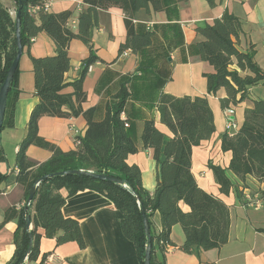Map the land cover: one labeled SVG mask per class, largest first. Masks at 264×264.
<instances>
[{
	"label": "trees",
	"instance_id": "trees-1",
	"mask_svg": "<svg viewBox=\"0 0 264 264\" xmlns=\"http://www.w3.org/2000/svg\"><path fill=\"white\" fill-rule=\"evenodd\" d=\"M11 1L15 10L21 4L22 47L28 50L32 39L43 33L54 44L55 54L31 58L34 94L38 102L30 112L26 134L15 154L14 165L17 169L15 182L23 188L24 202L32 190L34 194L28 206L24 203L4 213L1 225L10 221L16 224L13 235L15 250L7 264H24L25 260L27 264H44L48 254H40L42 238L54 240L56 246L74 242L83 249L84 241L78 223L64 217L61 209L67 198L85 190L102 195L120 212L121 232L134 245L138 264H143L148 239L143 229L142 211L150 229V264L155 262L156 246L163 257L168 247H175L170 234L176 225L184 234V242L178 247L180 251L196 255L199 251L222 248L228 241L229 208L219 198L201 190L190 171L192 148L214 133L213 115L206 97H174L157 92L154 109L159 115V123L172 137L167 138L156 128L153 117L143 122L139 138L143 149L151 150L156 166L153 193L143 188L139 168L126 163L127 157L136 154L137 149L130 120L121 116L126 102L132 97L130 83L136 75L124 77L118 92L107 102L101 121L94 119V107L87 110L81 107L86 101L83 81L89 67L99 61L92 43L98 12L112 8L122 11L126 37L118 48V55L130 51L138 56L136 73L147 74L154 69L150 52L155 32L150 29L138 31L133 23L134 16L140 10L148 14L170 12L172 0H82L85 7L76 16V32L68 26V21L74 16L72 11H40L31 16L28 8L41 4L40 0ZM204 1L210 8L216 6L215 0ZM178 2L185 3L187 0ZM14 18L0 4V85L16 54ZM195 33L200 37L195 44L196 54L214 70L203 75L207 95L215 96L220 89H224L225 97L219 99L222 110L238 106L249 99L252 87L264 85V71L254 62L253 46L246 51L239 49L242 34L239 18L225 10L211 25L197 27ZM73 40L84 44L89 56L83 60L78 78L66 83L64 74L70 69L68 47ZM17 76L18 67L7 95L5 115L11 101L17 98ZM68 87L72 88V92L63 93ZM8 116L2 128L13 127L11 114ZM80 116L86 122V129L82 137L74 139V150L63 152L38 135V121L42 117L72 119ZM220 143L221 151L231 154L228 168L208 163V169L221 194L228 195L233 189L227 172L240 181L250 176L259 184H264V97L252 101L251 107L244 110L239 129L232 134H223ZM30 146L49 151L52 154L50 159L37 166L31 163L26 156ZM5 161L0 145V164ZM67 171L104 175L118 179L120 183L96 180L88 174H62ZM46 176L52 177L43 179ZM7 178L8 175L0 174V183ZM61 190L67 192L65 197L60 194ZM236 197L242 200V193L237 189ZM263 197L264 188L260 199ZM179 203L186 205L189 212H182ZM156 212L160 215L161 231L154 234L151 227ZM28 217L31 229L25 227ZM38 230H42L43 235Z\"/></svg>",
	"mask_w": 264,
	"mask_h": 264
},
{
	"label": "crops",
	"instance_id": "crops-1",
	"mask_svg": "<svg viewBox=\"0 0 264 264\" xmlns=\"http://www.w3.org/2000/svg\"><path fill=\"white\" fill-rule=\"evenodd\" d=\"M40 2L49 4L48 13L74 12L68 26L76 32V16L85 7L82 0ZM215 2L216 6L210 8L204 0H187L185 3L172 0L170 12L148 14L140 10L135 14L133 23L138 31L150 29L155 32L150 52L154 69L147 74L136 73L138 56L130 51L118 55V48L126 37L122 11L114 8L99 11L97 26L92 33L94 53L99 61L89 67L83 81L86 101L81 107L83 110L94 107V119L101 121L107 102L118 92L124 77L136 75L130 83L133 98L126 102L121 116L122 119L130 120L137 149L136 154L127 157L126 163L139 168L142 186L149 193H153L156 187V166L151 150L143 149L139 138L143 122L153 117L156 128L167 138L172 137L166 127L159 123V115L154 109L157 92L162 91L174 97H206L212 111L214 133L208 140L192 148L190 171L201 190L228 206V241L219 250L186 254L178 249L184 242V234L181 227L176 225L170 234L175 247H168L163 257L156 246L154 264H264V197L260 199L264 184H259L250 176L240 181L227 172L233 189L228 195L219 192L208 163L228 168L231 159L229 152L224 153L220 149V137L226 133V111L220 108L219 99L225 97V91L220 89L215 96L207 95L203 75L214 70L208 63L201 61L195 52V44L200 41L195 29L211 25L226 10L241 21L239 49L246 51L253 46L254 62L264 71V0ZM0 4L8 11L15 8L11 0H0ZM54 54V44L41 33L32 39L28 50L23 48L18 63L17 98L11 101L8 114L4 116L7 121L11 114L13 127H4L0 132V145L6 158L0 164V174L8 175L7 180L0 183V225L8 209L24 204L23 188L15 182L17 169L14 158L25 137L30 112L38 102L34 94L31 58ZM68 56L70 69L64 74V81L72 83L78 78L82 62L89 56V51L80 41L73 40L68 47ZM71 92V87L63 90V93ZM263 97L264 85L258 84L250 89L248 100L230 107L237 129L243 122L244 110L251 107L252 101ZM85 129L86 122L81 116L72 119L42 117L38 121V135L63 152L74 150V139L82 137ZM51 155L49 151L34 146L26 151L28 160L36 166L49 160ZM236 189L242 193V200L237 199ZM60 194L65 197L67 192L61 190ZM258 198L259 206H252ZM179 208L184 213L189 212V208L182 203H179ZM61 212L64 217L78 223L84 248L80 249L74 242L56 246L54 240L42 238L40 254H48L44 264H138L134 245L121 232V214L105 197L89 190L79 192L66 199ZM15 229L13 221L0 227V264H7L13 256ZM160 231V215L156 212L152 218L151 232L157 234ZM38 233L43 235L42 230H38Z\"/></svg>",
	"mask_w": 264,
	"mask_h": 264
},
{
	"label": "water",
	"instance_id": "water-1",
	"mask_svg": "<svg viewBox=\"0 0 264 264\" xmlns=\"http://www.w3.org/2000/svg\"><path fill=\"white\" fill-rule=\"evenodd\" d=\"M20 9H21V4L19 3L18 8L16 9L15 12V18H14V22H15V26H14V34H15V41H16V54L15 57L13 59V61L10 64V67L7 71V74L5 76V79L3 81V83L0 85V132L2 130L3 127V121H4V116H5V109H6V103H7V95L9 92V89L11 87V83H12V79H13V75L15 73V70L18 67V63L20 60V57L22 55V51H23V47L21 45V40H20ZM63 175H74V174H80V175H90L92 178L96 179V180H100V181H107V182H114V183H120V181L118 179H114V178H110L104 175H99V174H91V173H87L84 171H67L62 173ZM52 176H46L43 179H47V178H51ZM33 194H34V190H32L26 200V206H28L30 204V202L32 201L33 198ZM141 218H142V224H143V229L145 234L148 236L147 239V245L145 248V254H144V261L143 264H150V241H149V235H150V229L147 225V220L146 217L144 215V212H141ZM30 226V218H26V224L25 227L28 229ZM30 241H31V235H29ZM31 248V243H29V247L28 250H30Z\"/></svg>",
	"mask_w": 264,
	"mask_h": 264
},
{
	"label": "built area",
	"instance_id": "built-area-1",
	"mask_svg": "<svg viewBox=\"0 0 264 264\" xmlns=\"http://www.w3.org/2000/svg\"><path fill=\"white\" fill-rule=\"evenodd\" d=\"M49 9V4L48 3H42L37 5V6H31L28 8V13L31 16H35L37 13H39L40 11L43 12H48ZM237 129V125L235 124L233 118H232V110H227L226 111V132L228 134H232L234 132H236ZM260 204V199L258 198L257 200H255L254 206L257 207ZM24 264H27V261L25 260Z\"/></svg>",
	"mask_w": 264,
	"mask_h": 264
},
{
	"label": "rangeland",
	"instance_id": "rangeland-1",
	"mask_svg": "<svg viewBox=\"0 0 264 264\" xmlns=\"http://www.w3.org/2000/svg\"><path fill=\"white\" fill-rule=\"evenodd\" d=\"M15 9V8H14ZM14 9H10L9 12H10V15L14 18V15H15V11ZM26 204V201L24 202ZM255 203V201H254ZM254 203L252 204V206H254ZM255 207V206H254ZM30 227V226H29Z\"/></svg>",
	"mask_w": 264,
	"mask_h": 264
}]
</instances>
